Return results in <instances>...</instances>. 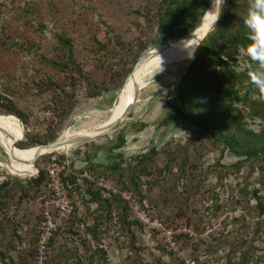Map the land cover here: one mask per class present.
I'll return each mask as SVG.
<instances>
[{"label": "rangeland", "instance_id": "obj_1", "mask_svg": "<svg viewBox=\"0 0 264 264\" xmlns=\"http://www.w3.org/2000/svg\"><path fill=\"white\" fill-rule=\"evenodd\" d=\"M210 2L169 0L162 21L153 26L154 23L150 25L143 15L151 6L150 0H0V89L29 116V125L27 127L13 115L0 116L19 120L22 140L18 143L25 140L27 132L44 136L51 121L57 118L45 110L49 94L39 92L34 83L48 75L59 83L70 81L68 76L47 67L41 58L53 59L60 54L58 36L64 35L73 44L74 56L85 76L79 80L76 94L73 93L75 100L78 99L76 106L70 116L57 126L61 127L58 137L64 131L81 133L92 130L107 120L125 81L115 90L117 77L113 73L116 67L112 70V67L106 68L99 62L94 52V35L101 39L108 30L113 38L129 42L143 39L145 32H149V37L156 34L157 41L153 45H157L150 49L149 57L154 51L161 52L195 31ZM21 43L25 46L20 47ZM27 47L30 50H26ZM243 55L245 51L241 50L235 70L243 66ZM188 67L189 64L160 66L146 74L140 79L141 84H134L138 88L133 95V110L118 129L68 149L43 153L34 162L35 172L32 175H19L12 169L7 146L0 140V183L8 180L11 185L7 210L10 219L2 220L0 216V226L8 228L9 235L11 230L14 232L13 228H17L16 223L21 224L17 230L27 237L23 244L28 245V240L33 249L30 264H75L74 254H86L80 236L92 241L94 248L98 245L105 251L107 264H158L159 260L167 262L170 253L182 264H188V260L195 261V264H264V224L258 219L254 207L256 201L252 197L254 188L261 189L264 195V171L261 170L264 169V162L261 166L257 160L245 161L237 169L234 165L240 158L228 150L212 147L202 136L200 142L195 143L200 147L196 149L200 154L190 157L185 165L184 178L179 183H174L173 178L155 183L154 175L143 176L145 197L142 202L131 193L123 192L129 199L130 210L126 212V222L132 224L130 230L139 248L135 255L137 258L132 256L127 246L129 235L125 229L122 230V223L115 212L102 217L99 237L91 240L92 235L86 232V228L93 225L99 208L96 203L90 202L85 186L73 190V185L64 183L67 197L76 207V217L81 219L74 227L76 234L66 229L72 212L62 224L56 222L58 212L52 202L53 190L48 173V167L53 162L62 178L74 171L76 166H81L80 161L87 159L88 154L93 155V162L112 168L119 160L117 151H121L126 159L122 169L126 170L127 176L133 165L130 157L142 154L152 146L160 151L168 141L173 146H180L189 143L193 135L197 137V129L180 118H172L171 123L160 126L167 116L172 117L166 106V97L175 92L178 81ZM93 81H103L110 91L96 98H86L85 90L89 87L88 83ZM262 86L264 83L250 86L244 82L238 85L241 93L249 89V102L258 98L256 91ZM65 89L70 93L69 88ZM57 93L62 92L58 90ZM233 107L242 111L246 127L256 132L264 129L263 121L249 116L248 106L235 102ZM230 111L235 112V109L231 108ZM141 125H144L143 130L138 131L142 129ZM51 126L55 129L56 125ZM122 136L127 139L125 147L113 148ZM25 160L33 161V158L27 156ZM40 168L47 171L46 186L18 206V187L36 177ZM177 171L173 166L171 173L174 175ZM99 175L88 173L84 176L95 183L94 187L105 189L102 191L104 196H109V189L119 192L120 186L115 185L116 177L104 178ZM147 180L149 182L145 184ZM183 201L185 203L181 207ZM179 209L186 213V218L177 216L173 219L174 213L181 211ZM191 214L195 219L193 225L187 220L192 217ZM39 215L41 220L34 228ZM53 222L57 224L55 229L50 225ZM201 224L204 230L200 234L196 229L202 227ZM54 233H57L56 248L64 256L62 260L51 262L50 241ZM196 246L199 247L195 253L197 260L192 255ZM10 254L13 259L11 264H18L15 252L10 251Z\"/></svg>", "mask_w": 264, "mask_h": 264}, {"label": "trees", "instance_id": "obj_2", "mask_svg": "<svg viewBox=\"0 0 264 264\" xmlns=\"http://www.w3.org/2000/svg\"><path fill=\"white\" fill-rule=\"evenodd\" d=\"M150 2L151 9L149 8L143 15L150 25L153 23V26L155 24L159 25L168 9L169 0H150ZM251 3L252 0H226L220 20L215 26L216 29L210 32L198 45L195 51V59L178 81L175 92L166 97V106L172 117L167 116L160 126L171 123L172 118H180L183 122H187L191 127L194 126L197 129V137L193 135L189 143L180 146H173L168 141L160 151L156 146H152L146 152L130 157L133 165L127 176L125 175L126 170L122 169L126 159L123 158L121 151H117L119 160L112 168L93 162V155L88 154L87 159L80 161L81 166H76L74 171L62 177L65 184L73 185V190L74 188L79 190L80 187L85 186L90 202L96 203L99 208L93 225L86 228V232L92 235L91 240L94 241L99 237V225L102 217L111 216L115 212L122 223V230L125 229L127 235H129L127 246L132 252V256H135L139 248L135 245L133 233L130 230L132 224L130 221L126 222V212L130 210V206L129 199L123 195V192L131 193V196L142 202L145 197L143 176L154 175L155 183L165 182L166 179L172 178L175 180L174 183H179V180L184 178L187 168L185 165H187L190 157L194 154H200L196 150L200 147L198 145L197 147L195 143L200 142L199 138L201 136L208 143L210 142L209 145L212 147L220 148L222 151L228 150L230 154L240 158L234 165L237 169L241 168L245 161L252 160H257L259 165L262 166L264 162V129L256 132L246 127L242 119V111L233 107L235 102L246 105L249 108L248 113L251 118H258L264 122V86L257 89L258 98L250 102L249 89L243 90V93H241L242 87L239 86L241 89L238 87L244 82H247L250 86L256 84L254 80L257 79L256 72L259 68V65L251 61L248 56V48L252 44L254 34L246 27L245 20ZM153 32L154 30L151 28V33ZM111 35L108 30H105V34L101 39L95 34L93 41L96 44L94 52L99 62L104 64L103 66L106 68L111 69L110 67H112V70L116 67L114 70L116 72L113 73L117 77L114 81L116 90L127 78L139 56L157 41V37L156 34L149 37V32H145L143 39L137 38L125 42L122 39L113 38ZM58 41L61 53L56 54L53 59H47L44 56L41 58L47 67L68 76L70 81L59 83L48 75L34 83L39 92L49 94V101L46 102L45 110L50 111L57 119L51 121L42 137L27 132L25 140L17 144L18 148L32 149L55 140L58 137L59 130H61V127L57 128L58 124L64 122L76 106L78 99L75 100L73 93L76 94L78 82L84 78L85 72L74 56L71 41L64 35H59ZM16 45L19 46L18 43ZM22 46H25L24 43L20 44V47ZM26 50H30V47H27ZM241 50L245 51L243 66L235 70L234 66H237V57ZM88 84L89 87L84 93L86 98H96L110 91V87L103 81L97 83L93 81V83ZM65 88H69L70 93ZM58 90L62 93H57ZM3 91L0 89V115L16 116L28 127L29 116L13 98ZM231 108L235 109V112L230 111ZM52 124L56 125L55 129L52 128ZM143 127L144 125H141L142 129L138 131H142ZM126 142V137L122 136L116 141L113 148H124ZM173 166L178 169L174 175L171 173ZM261 170L264 171L263 168ZM88 173L100 174L103 176L99 175V177L104 178L116 177L115 185L120 186L118 187L119 192L109 189V196H104L102 191L105 189L101 190L94 187L95 183L84 176ZM116 175H119V177ZM148 182L147 180L145 184H148ZM25 183L26 185L21 184L18 187L20 191L16 201L18 206L19 204L23 205L24 202L43 190L47 183V171L40 168L38 175ZM10 188L11 185L8 180L0 183V216H2V220L10 219L7 215L10 202L8 191ZM69 192L71 193V190ZM261 192V189H252L258 219L264 224V195ZM184 203V201L181 203V207ZM76 212V207H73V214H70L71 217L66 224L68 225L66 227L67 231L73 234H76L74 227L81 221L80 218L76 217ZM177 216H181L180 218L185 216L186 218V213L182 210L176 211L172 218L174 219ZM191 216L190 218L187 217V220L189 224L193 225L195 219L193 214ZM40 220L41 216L39 215L34 228L38 226ZM25 224H27V221ZM20 226L19 222L16 223L17 228ZM201 226L195 228L200 234L204 230V225L201 224ZM17 228H13L14 232L11 230L8 235V228L0 226V262L3 264L13 263L10 251L15 252L18 264H30L32 261L33 249L28 240V245L23 244L27 237L19 233ZM56 235L57 233H54L50 241L52 248L51 262L52 260H62L64 256L56 248ZM79 239L82 241V246L85 247L86 254H74L75 264H107L106 254L102 248L98 245L94 248L93 242L86 240L83 236H80ZM177 241H181V239ZM198 248L196 246L192 252L196 260L198 255L195 253H197ZM158 264H182V262L170 253L167 262L159 260Z\"/></svg>", "mask_w": 264, "mask_h": 264}, {"label": "bare ground", "instance_id": "obj_3", "mask_svg": "<svg viewBox=\"0 0 264 264\" xmlns=\"http://www.w3.org/2000/svg\"><path fill=\"white\" fill-rule=\"evenodd\" d=\"M213 7V0H211L206 12L212 11ZM208 19L209 15L204 14L198 27L188 37L182 38V40L176 44L169 45L161 52L154 51L153 55L147 57L124 82L123 87L116 96L113 106L109 110L108 118L104 123L94 127L90 131L81 133H69L68 131H64L61 136L64 138L93 137L107 126L122 120L125 117L127 106L132 103L133 95L135 91H137L138 87L134 85L135 83L139 82L140 79L146 76V74H149L160 66L170 67L175 65L176 67H179L180 65L190 63L192 60V58H190L192 49L189 48V46H195L196 51L200 39L207 32ZM21 137L22 127L19 120L9 116H0V140L7 146L10 166L19 175H32L35 172L34 162L36 161V155L40 156L43 153H48L57 149L44 151V149H40L37 146L36 148L29 150H20L15 146V143H17L18 140H21ZM62 148L68 149L69 147L65 146L58 149ZM27 156H31L33 161L25 160V157Z\"/></svg>", "mask_w": 264, "mask_h": 264}, {"label": "clouds", "instance_id": "obj_4", "mask_svg": "<svg viewBox=\"0 0 264 264\" xmlns=\"http://www.w3.org/2000/svg\"><path fill=\"white\" fill-rule=\"evenodd\" d=\"M226 0H213V10L205 12L209 15L207 22V31L210 33L216 29L215 25L218 21L222 6ZM246 27L254 34L252 44L248 48V56L251 61L259 65L256 72V84L264 83V0H252L247 18L245 20ZM192 49L190 58L194 59L195 46H189Z\"/></svg>", "mask_w": 264, "mask_h": 264}, {"label": "water", "instance_id": "obj_5", "mask_svg": "<svg viewBox=\"0 0 264 264\" xmlns=\"http://www.w3.org/2000/svg\"><path fill=\"white\" fill-rule=\"evenodd\" d=\"M222 9H223V6H222ZM222 13V11H221ZM221 17V15H220ZM220 17L218 19V21L220 20ZM218 21L216 22V25L218 23ZM215 25V26H216ZM209 34V32L207 31L206 34L200 39V43L204 40V38ZM199 43V44H200ZM157 44L153 45L152 47H150L149 49H147L145 52H143L139 58L137 59L135 65L133 66V69L131 71V73L128 75L130 76L133 71L148 57L149 55V51L150 49L154 48ZM194 59H195V54H194ZM192 59L189 63V65L191 64V62L194 60ZM128 78V77H127ZM126 78V79H127ZM125 79V81H126ZM124 81V82H125ZM133 107H134V103H131L127 106V109L125 111V117L122 119V120H119L117 121L116 123L114 124H111L109 126H107L106 128H104L102 131H100L99 133H97L95 136L93 137H67V138H64L62 136H59L58 138H56L55 140L49 142V143H45V144H41L38 146V148L40 149H44V151H48V150H54V149H58V148H61V147H71V146H76V145H79V144H82V143H86V142H89V141H92V140H95V139H98L102 136H105L106 134L118 129L122 124L123 122L128 118L130 117V114L133 110ZM22 140V139H21ZM21 140H18L21 141ZM17 142V143H18ZM17 143H16V146H17ZM52 152V151H51ZM39 155H36V160L38 159Z\"/></svg>", "mask_w": 264, "mask_h": 264}, {"label": "built area", "instance_id": "obj_6", "mask_svg": "<svg viewBox=\"0 0 264 264\" xmlns=\"http://www.w3.org/2000/svg\"><path fill=\"white\" fill-rule=\"evenodd\" d=\"M48 173L50 175V185L53 190V199L52 202L54 206L57 208V224H62L70 215L73 210V205L67 197V191L64 186V182L58 172L57 165L53 162L48 167ZM56 223H50L51 228L55 229ZM188 264H195V261L188 260Z\"/></svg>", "mask_w": 264, "mask_h": 264}, {"label": "crops", "instance_id": "obj_7", "mask_svg": "<svg viewBox=\"0 0 264 264\" xmlns=\"http://www.w3.org/2000/svg\"><path fill=\"white\" fill-rule=\"evenodd\" d=\"M142 138V137H141ZM150 138V137H149ZM149 141V140H148Z\"/></svg>", "mask_w": 264, "mask_h": 264}]
</instances>
